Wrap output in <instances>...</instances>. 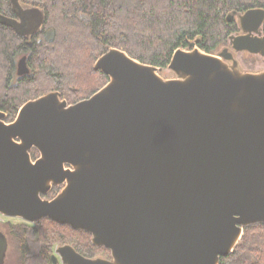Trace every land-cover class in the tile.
<instances>
[{
	"label": "water",
	"instance_id": "obj_1",
	"mask_svg": "<svg viewBox=\"0 0 264 264\" xmlns=\"http://www.w3.org/2000/svg\"><path fill=\"white\" fill-rule=\"evenodd\" d=\"M10 3L17 18L0 13V24L32 38L43 9ZM235 16L244 34L229 36L232 49L263 53L250 33L264 8L226 20ZM189 46L173 52L170 78L108 47L92 66L108 81L89 97L69 104L48 91L8 123L0 110V213L66 224L110 252L86 257L66 243L51 264H220L245 227L264 224V69ZM16 72H29L26 55ZM6 250L0 231V264Z\"/></svg>",
	"mask_w": 264,
	"mask_h": 264
},
{
	"label": "trees",
	"instance_id": "obj_2",
	"mask_svg": "<svg viewBox=\"0 0 264 264\" xmlns=\"http://www.w3.org/2000/svg\"><path fill=\"white\" fill-rule=\"evenodd\" d=\"M20 2L42 8L45 18L30 44L11 27L0 24V109L7 113V121L34 94L32 88L36 85L40 86L39 95L58 90L68 103L89 97L100 87L99 77L108 81L104 73L92 68L108 47L122 49L140 62L166 67L177 48H186L193 41L211 53L238 30L234 19L226 20L228 12L264 8V0ZM0 13L12 14L10 0H0ZM25 46L29 73L18 76L14 72L15 57L25 52ZM37 155L32 149V158ZM41 222L17 223L20 232L11 230L21 242L20 264H51L53 244L68 243L86 257L109 254L105 247L94 246L85 231L47 218ZM220 264H264V224L245 227L238 244L221 257Z\"/></svg>",
	"mask_w": 264,
	"mask_h": 264
},
{
	"label": "rangeland",
	"instance_id": "obj_3",
	"mask_svg": "<svg viewBox=\"0 0 264 264\" xmlns=\"http://www.w3.org/2000/svg\"><path fill=\"white\" fill-rule=\"evenodd\" d=\"M230 13V12H228ZM227 13V14H228ZM226 14V15H227ZM232 19H234L235 21H237V17H233ZM238 30H236L237 32ZM241 31V30H239ZM235 31L231 32L225 41H223L213 52V54H217L221 49L223 48H226L228 50H232L231 49V42H230V39H229V36L231 35H235ZM193 42V41H192ZM196 45V44H195ZM192 47H190L188 45V47L186 48H181V49H191ZM26 53H28V50L27 48H24ZM233 51V50H232ZM101 55V54H100ZM234 57L237 59L240 67L242 70H245V71H258V70H262L264 69V56H260V55H255V54H247V53H242V52H234ZM21 56V54H19L18 56L15 57V62L17 59H19ZM94 63V62H93ZM147 64V63H146ZM93 66V65H92ZM161 67V66H159ZM14 72L16 74V67H14ZM160 74L164 77V78H170L172 77V72L170 69L166 67H162V71L160 72ZM17 75V74H16ZM13 79H15V76L13 77ZM100 79V83L98 86L102 87L104 84H105V79L102 78V77H99ZM102 85V86H101ZM39 85H36L35 88H32L33 89V92L35 95H39ZM99 87V88H100ZM98 88V89H99ZM48 91H52L51 89L48 90ZM46 91V92H48ZM58 91V90H57ZM38 92V93H36ZM45 92V93H46ZM60 92V91H59ZM61 93V92H60ZM32 95L31 97H29V100L30 99H34L35 95ZM44 94V93H43ZM42 95V94H41ZM36 96V97H38ZM62 96V94H61ZM64 98V97H63ZM66 99V98H65ZM84 99V98H83ZM81 100V99H80ZM28 101V100H27ZM26 102V101H25ZM68 102V101H67ZM77 102V101H76ZM75 103V102H74ZM23 104V103H22ZM21 104V105H22ZM70 104V103H69ZM20 105V106H21ZM19 106V108H20ZM19 110V109H18ZM18 112V111H17ZM17 114V113H16ZM16 115L14 116L13 119L9 120L10 121H13L15 119ZM7 121V120H6ZM55 187V186H54ZM54 187H52L51 191L45 196V198H49L50 196L53 195V191H54ZM17 223H24V224H27V225H34L32 222H29V221H26L22 218H19V217H11V216H7V215H4L2 213H0V231L3 232V234L6 236V239H7V250H6V256H5V259H4V264H20V261H21V258H22V246H21V242L20 240H18L15 236L12 235L11 233V230L15 231V232H20V227L16 226ZM42 223L44 222H41V224H39V226L43 225ZM12 224H13V227H12ZM18 225V224H17ZM5 229V230H4ZM18 230V231H17ZM6 231V232H5ZM61 245V244H60ZM58 245L57 244H53L52 246V250L50 252V258H51V255L54 254L56 255L55 253V248L57 247ZM101 256H104V257H107L108 254H103ZM59 257V256H58Z\"/></svg>",
	"mask_w": 264,
	"mask_h": 264
},
{
	"label": "flooded vegetation",
	"instance_id": "obj_4",
	"mask_svg": "<svg viewBox=\"0 0 264 264\" xmlns=\"http://www.w3.org/2000/svg\"><path fill=\"white\" fill-rule=\"evenodd\" d=\"M6 15V14H5ZM9 17H13V18H17V15L15 14V13H13L12 12V14H10V15H8ZM33 20V19H32ZM233 20V19H232ZM236 23H237V21H236ZM238 24V23H237ZM240 29H239V27H238V31L236 32L235 31V35H240V34H244L243 33V31H239ZM250 36H256V37H258L260 40H261V42L264 44V21L262 22V24H261V28H260V32H255V31H252L251 33H250ZM25 37V36H24ZM32 37V36H31ZM26 38V42L27 43H31V38L30 37H25ZM231 45V44H230ZM25 48H27V46H25ZM227 48V47H226ZM231 49H232V47H231ZM264 49V48H263ZM233 50V49H232ZM231 50V51H232ZM229 51V50H228ZM264 51V50H263ZM234 52H242V53H247V54H255V55H260V56H264V52L263 53H261L260 54V52H251V51H248V50H238V51H235V50H233L232 51V54H234ZM23 55H26L27 56V53H26V51L25 52H22L21 53V56L20 57H22ZM17 61H18V59L16 60V63H15V67H16V64H17ZM28 66V65H27ZM29 73V72H28ZM16 74H17V72H16ZM18 75V74H17ZM18 76H20V75H18ZM1 110V109H0ZM3 111V110H2ZM5 112V111H4ZM5 114L7 115V113L5 112ZM4 121L6 122V123H8L9 121H6V117H5V119H4ZM11 122V121H10ZM32 151V150H31ZM30 154H31V152H30ZM38 156V155H37ZM36 158V157H35ZM34 159V158H33ZM56 187V189H54V193H53V195L52 196H50L48 199H52L53 197H55V196H57V194L60 192V189L62 188V186H60V185H53L52 187ZM52 187H51V189H52ZM51 189H50V191H51ZM49 191V192H50ZM48 192V193H49ZM47 193V194H48ZM46 194V195H47ZM45 195V196H46ZM44 196V197H45ZM12 217V216H11ZM20 218V217H19ZM46 218H44V219H42V220H40V221H35V222H32L33 224H38V222H41V221H43V220H45ZM0 228H2V227H0ZM5 230V229H4ZM6 232V231H5ZM89 234V233H88ZM90 235V234H89ZM68 244V243H67ZM56 249V248H55ZM97 256H101V255H97ZM102 257H104V256H102ZM106 258H110V252H109V254H108V256L106 257Z\"/></svg>",
	"mask_w": 264,
	"mask_h": 264
},
{
	"label": "bare ground",
	"instance_id": "obj_5",
	"mask_svg": "<svg viewBox=\"0 0 264 264\" xmlns=\"http://www.w3.org/2000/svg\"><path fill=\"white\" fill-rule=\"evenodd\" d=\"M62 245V244H61ZM98 257V256H97Z\"/></svg>",
	"mask_w": 264,
	"mask_h": 264
}]
</instances>
